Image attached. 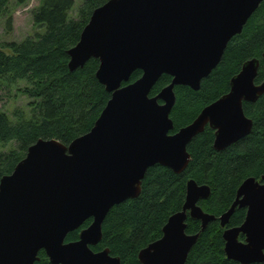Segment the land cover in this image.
<instances>
[{
	"label": "water",
	"instance_id": "obj_1",
	"mask_svg": "<svg viewBox=\"0 0 264 264\" xmlns=\"http://www.w3.org/2000/svg\"><path fill=\"white\" fill-rule=\"evenodd\" d=\"M262 1L109 0L94 9L68 50V68L97 59L96 78L110 98L89 132L67 146L37 140L0 178V264H35L41 250L50 264H121L108 248L95 252L91 247L101 241L110 209L139 196L147 169L159 164L184 172L191 160L187 146L206 127L214 131L218 151L250 134L253 122L243 103L264 94V78L255 82L257 58L245 61L230 79L229 91L173 134L170 112L175 86L198 90ZM136 70L141 76L129 82ZM163 74L170 83L150 96ZM210 194L208 185L188 179L182 209L167 219L158 240L139 251V263L185 264L199 237V232L186 233L187 218L200 221L201 231L216 220L198 204ZM237 207L246 209L244 221L228 227ZM90 218L76 241L65 242ZM217 220L226 259L263 263L264 175L245 179Z\"/></svg>",
	"mask_w": 264,
	"mask_h": 264
},
{
	"label": "trees",
	"instance_id": "obj_2",
	"mask_svg": "<svg viewBox=\"0 0 264 264\" xmlns=\"http://www.w3.org/2000/svg\"><path fill=\"white\" fill-rule=\"evenodd\" d=\"M11 1L0 0V16H6L7 29L13 20L8 12ZM107 1L82 0L73 17L74 0H39L32 11L33 27L38 32L22 41L0 45V86L24 82L25 86L18 90L30 99L27 108H17L11 116L0 110V147H9L0 151V178L14 170L37 140L55 139L67 146L89 132L100 116L110 93L96 78L99 61L91 58L83 67L70 71L68 50L79 41L94 9ZM13 2L23 7L29 0ZM263 53L264 0L242 32L228 42L219 64L202 79L198 90L175 86L170 134L191 123L205 106L227 93L230 79L245 61L259 59L255 82L260 83L264 78ZM141 74L136 70L129 82ZM170 81L171 77L163 74L150 96H155ZM243 110L253 122L249 135L218 151L213 147L214 131L206 127L187 146L191 160L184 172L177 174L159 164L149 167L141 181L139 196L110 209L102 223V239L92 250L108 248L112 256L120 258L121 264H140L139 251L162 236L167 219L182 209L187 180L193 179L210 187V196L198 204L216 220L201 231L200 221L187 218L186 233L199 232V237L185 264H239L225 258L223 230L217 218L229 209L245 179L260 180L264 175V94L255 102H244ZM245 214V208L237 207L227 226H240ZM91 221L86 220L70 232L65 242L76 241L79 232ZM243 238L240 235L239 239ZM38 257L35 264H50L43 250Z\"/></svg>",
	"mask_w": 264,
	"mask_h": 264
},
{
	"label": "rangeland",
	"instance_id": "obj_3",
	"mask_svg": "<svg viewBox=\"0 0 264 264\" xmlns=\"http://www.w3.org/2000/svg\"><path fill=\"white\" fill-rule=\"evenodd\" d=\"M75 7L72 12L74 17L77 13V8L82 3V0H74ZM39 4V0H29L26 6L17 7L13 0L10 3L8 12L12 15L11 28L6 27V16H0V45L11 41H22L27 36H33L38 32L37 28L33 27L32 11ZM24 82H18L17 85L7 87L5 84L0 86V110L11 116L17 108H27L30 99L24 96L18 88L24 87ZM9 147L1 148L0 151H6Z\"/></svg>",
	"mask_w": 264,
	"mask_h": 264
},
{
	"label": "flooded vegetation",
	"instance_id": "obj_4",
	"mask_svg": "<svg viewBox=\"0 0 264 264\" xmlns=\"http://www.w3.org/2000/svg\"><path fill=\"white\" fill-rule=\"evenodd\" d=\"M244 239V238H243Z\"/></svg>",
	"mask_w": 264,
	"mask_h": 264
}]
</instances>
